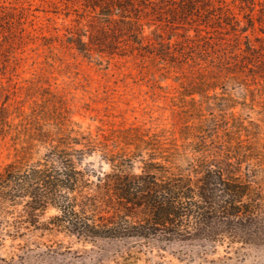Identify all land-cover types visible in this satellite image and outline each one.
I'll list each match as a JSON object with an SVG mask.
<instances>
[{
	"label": "trees",
	"instance_id": "trees-1",
	"mask_svg": "<svg viewBox=\"0 0 264 264\" xmlns=\"http://www.w3.org/2000/svg\"><path fill=\"white\" fill-rule=\"evenodd\" d=\"M54 1L78 51L89 54L85 38H122L173 76L187 119L169 141L132 127L106 138L110 147L63 120H38L34 133L24 111L18 128L10 95L0 96L3 135L24 156L45 148L0 175V218L21 207L17 234L157 248L187 263L217 264L221 249L264 255V137L249 105L264 98V0ZM8 62L5 48L0 72Z\"/></svg>",
	"mask_w": 264,
	"mask_h": 264
},
{
	"label": "rangeland",
	"instance_id": "rangeland-1",
	"mask_svg": "<svg viewBox=\"0 0 264 264\" xmlns=\"http://www.w3.org/2000/svg\"><path fill=\"white\" fill-rule=\"evenodd\" d=\"M56 9L54 0H0V35L5 37L0 52L8 48L10 53L5 72H0V96L10 95L8 114L14 124L20 128L19 115L24 111L34 133H38V120H63L110 147L113 141L106 138L132 127L169 141L187 119L188 105L184 99L173 98L177 86L173 76L167 74L164 79L149 57L137 55L122 38H85L89 54L78 51L66 33L70 21L54 15ZM249 103L264 137V98L257 96ZM234 112L242 114L243 110L238 106ZM50 129L60 131L54 125ZM39 149L24 156L21 147L0 129V175L13 162L40 160L45 148ZM17 209H8L0 218V264H197L179 261L157 248L136 252L120 242L92 244L35 230L17 234L13 224L21 207ZM55 213L52 209L46 215ZM49 249L64 254L52 256ZM256 254L254 249L238 254L221 249L222 261L217 264H264V255Z\"/></svg>",
	"mask_w": 264,
	"mask_h": 264
}]
</instances>
